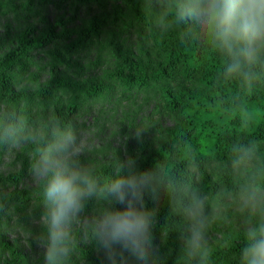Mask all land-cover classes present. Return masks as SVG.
I'll list each match as a JSON object with an SVG mask.
<instances>
[{"label":"trees","instance_id":"1","mask_svg":"<svg viewBox=\"0 0 264 264\" xmlns=\"http://www.w3.org/2000/svg\"><path fill=\"white\" fill-rule=\"evenodd\" d=\"M15 1L8 12L24 15L29 25L0 55V165L6 162L10 169L0 172V264H46L45 253L33 259L3 237L19 230L47 245L43 181L32 188L19 184L33 172L39 152L53 142L54 134L72 131L82 106L107 96L118 102L130 97L139 102L137 109L133 103L130 108L137 116L130 123L131 129L139 128L132 132L137 143L126 160L96 164L89 171L99 187L83 199L81 211L69 223L68 252L61 264H109L95 226L116 205L100 188L126 175L129 168L147 177L140 206L150 220L146 264H240L246 240L242 234L224 237L222 246L201 256L183 252L181 230L193 224L187 209L198 201L204 223L214 215L228 225L235 208L243 214L244 204L249 205L255 194H264V155L256 150L264 145V57L249 77L229 78L223 72L228 58L208 41L169 33L152 38L156 61L126 60L111 76H95L86 90H74L61 68L68 67L78 51L90 44L85 41L91 42L97 34L54 33V26L64 24L60 17L55 24L46 21L41 5L47 0ZM104 1L70 3L100 10ZM6 6L0 3V8ZM104 78L115 81L114 85L106 89ZM190 85L202 90L188 89ZM70 95L73 98L67 99ZM164 120L171 127H164ZM5 130H9L7 139ZM72 160L84 166L81 157ZM240 167L247 170L235 175ZM222 194L231 196L232 203L222 205L217 200ZM225 206L230 208H225L227 215L222 218L218 209ZM256 210L243 219L252 229L264 222V205ZM82 217L87 223L75 225ZM116 264L143 262L124 253L117 255Z\"/></svg>","mask_w":264,"mask_h":264},{"label":"rangeland","instance_id":"2","mask_svg":"<svg viewBox=\"0 0 264 264\" xmlns=\"http://www.w3.org/2000/svg\"><path fill=\"white\" fill-rule=\"evenodd\" d=\"M40 1L42 0H33V3ZM70 2L71 0H47V4L41 5V13L48 23L55 24L57 17L62 19L64 26H54V33L60 34L66 30L72 31L71 35L83 33L86 36L92 32L97 34L91 42L85 41L86 44H90L87 48L78 51L70 60L68 67L61 68L74 90H86L89 79L95 76H111L126 60L141 63L156 61L153 37L160 38L169 33L179 37L184 33L195 41H207L191 22L183 24L173 20L171 11L175 0H105L100 10L73 7ZM0 3L7 4L6 8H0L1 55L11 48L22 32L27 31L29 21L24 15L15 16L12 12H8L10 5L16 4L15 0H0ZM55 3H58L57 7ZM99 11H101L99 14H95ZM263 57L264 54H261L259 59ZM101 82L106 89L115 83L105 78ZM77 84H80L79 88L76 87ZM188 89L196 92L202 90L198 85H190ZM73 95L67 99L73 98ZM125 100L118 102L107 96L102 100L88 101L73 120L71 132L75 139L70 148L71 158L81 157L84 160L82 168L90 171L96 164L104 166L114 164L115 161H124L128 158V150L131 147L135 148L137 142L132 132H136L139 128L130 127V123H135L137 120V116L130 112V108L133 103L134 108L137 109L139 102L133 97L128 98V101ZM150 109L151 107L145 109V112H149ZM140 110L143 111L142 108ZM163 126L171 127V122L164 120ZM256 150L259 155H264V145L257 147ZM5 163L0 165L1 173L10 171ZM245 170L247 169L244 167L237 168L234 174L238 175ZM38 181L32 172L21 180L19 186L32 188L37 186ZM217 200H220L222 205H227L232 203L233 198L222 194ZM262 205H264V194H255L249 205L244 204L243 214L236 208L232 211L233 218L228 225L213 215L211 220H206L204 223L200 247L194 248L187 243L192 224L183 227L180 239L183 252L187 255H209L218 246L223 245L224 237H232L238 233L247 237L252 228L251 224L243 219L256 213L257 207ZM225 208L230 207L218 209V212L223 213L222 218L227 215ZM86 223L87 218L82 217L75 225ZM74 228L75 226L72 227ZM3 237L7 242L19 247L22 252L33 255V259L45 253L43 240L30 239L19 230H10L4 233Z\"/></svg>","mask_w":264,"mask_h":264},{"label":"clouds","instance_id":"3","mask_svg":"<svg viewBox=\"0 0 264 264\" xmlns=\"http://www.w3.org/2000/svg\"><path fill=\"white\" fill-rule=\"evenodd\" d=\"M174 21L196 26L202 36L228 58L226 77H249L252 67L264 54V0H175ZM5 130L4 138H8ZM71 131L54 134L53 142L39 152L34 176L43 181L44 220L47 226L46 264H61L67 256L68 226L82 209L85 197L96 194L98 184L89 170L71 158L74 143ZM147 177L129 168L100 188L116 207L106 210L96 222L95 235L109 264L119 254H128L146 264L148 259V216L140 210L141 188ZM193 224L187 243L200 247L204 218L202 202L187 209ZM240 264H264V222L251 229L240 249Z\"/></svg>","mask_w":264,"mask_h":264}]
</instances>
